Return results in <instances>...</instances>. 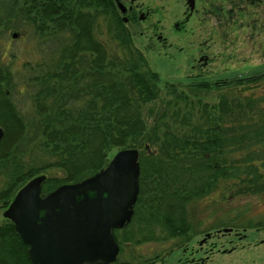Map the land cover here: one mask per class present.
Returning <instances> with one entry per match:
<instances>
[{
    "label": "trees",
    "instance_id": "trees-1",
    "mask_svg": "<svg viewBox=\"0 0 264 264\" xmlns=\"http://www.w3.org/2000/svg\"><path fill=\"white\" fill-rule=\"evenodd\" d=\"M111 7L109 0L30 1L37 20L68 33L70 41L52 68L33 77L31 119L6 100L10 76L0 69V207L35 175H45L46 193L93 174L121 148L138 151L132 226L138 219L163 220L155 212L201 196L199 189L216 181L254 186L253 180L264 179L257 174L264 173V90L244 92L264 84V72L177 89L148 68ZM99 28L109 47L97 38ZM160 88L168 99H158ZM210 92L211 104L204 99ZM0 264H32L8 219L0 221Z\"/></svg>",
    "mask_w": 264,
    "mask_h": 264
},
{
    "label": "flooded vegetation",
    "instance_id": "flooded-vegetation-1",
    "mask_svg": "<svg viewBox=\"0 0 264 264\" xmlns=\"http://www.w3.org/2000/svg\"><path fill=\"white\" fill-rule=\"evenodd\" d=\"M109 1L114 15L120 19L132 37L145 36L149 40L147 43L154 41L162 47L170 44L166 43L167 36L164 34L165 19H172L167 26L170 32L184 34L186 25L194 19L197 23H202L209 16L220 18L225 12L224 3L234 7L242 1L249 4L254 2ZM92 13L97 15L95 7ZM206 43L207 40L202 42L204 45ZM202 49L204 48H198L200 53L197 61L202 60V64H205L207 56L201 55ZM224 174L225 172L208 173L220 176ZM252 182L254 186H224L220 184L228 182L216 181L219 185H207L199 189L203 192L201 196L176 203L170 211L155 212V215L164 217L161 221H134L135 225L139 223L140 228L129 225L135 213L134 203L129 221L121 228H114L118 232L115 237L114 229L112 230L118 251L115 259L107 264H264V179ZM206 183L210 184L211 181L207 180ZM175 198L183 199V196ZM200 200L201 202H198ZM141 206L145 207L147 204ZM140 215H144L142 211ZM120 231L124 233L121 238ZM122 252L125 257L118 261L117 258Z\"/></svg>",
    "mask_w": 264,
    "mask_h": 264
},
{
    "label": "rangeland",
    "instance_id": "rangeland-1",
    "mask_svg": "<svg viewBox=\"0 0 264 264\" xmlns=\"http://www.w3.org/2000/svg\"><path fill=\"white\" fill-rule=\"evenodd\" d=\"M30 1L0 0V69L10 76L5 97L26 119L33 116L31 95L36 88L33 77L52 68L60 49L70 41L68 33L53 31L48 21H38L34 9H30ZM223 7L225 12L220 18L209 16L202 23L194 19L186 25L184 34H173L167 27L172 19L163 20L169 46L147 43L145 36H131L132 45L161 82L171 83L177 89L199 81L222 82L234 76L264 72V0H254L253 4L242 1L234 7L224 3ZM99 30L102 34H97V38L109 47L111 43L104 29ZM199 47L204 48L201 55L207 56L205 64L197 61ZM263 90L264 84L244 92L258 95ZM211 93L204 97L209 104L215 100ZM161 98L168 99L163 88L159 91L158 99ZM5 208L0 207V221L5 219L2 214ZM124 257L122 252L117 259L121 261Z\"/></svg>",
    "mask_w": 264,
    "mask_h": 264
},
{
    "label": "water",
    "instance_id": "water-1",
    "mask_svg": "<svg viewBox=\"0 0 264 264\" xmlns=\"http://www.w3.org/2000/svg\"><path fill=\"white\" fill-rule=\"evenodd\" d=\"M138 176L137 149L121 148L93 174L46 193L45 175L31 177L2 214L27 245L32 264H107L118 251L112 230L132 214Z\"/></svg>",
    "mask_w": 264,
    "mask_h": 264
}]
</instances>
